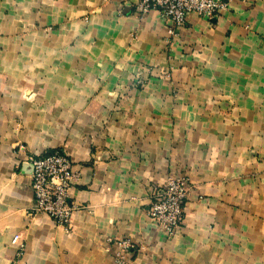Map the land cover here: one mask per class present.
Returning a JSON list of instances; mask_svg holds the SVG:
<instances>
[{"label": "crops", "instance_id": "0c3cea01", "mask_svg": "<svg viewBox=\"0 0 264 264\" xmlns=\"http://www.w3.org/2000/svg\"><path fill=\"white\" fill-rule=\"evenodd\" d=\"M228 3L171 35L138 0H0V76L42 63L30 111L0 97V264H264V0ZM58 150L70 230L32 211L28 160ZM170 179L190 190L172 238L149 218Z\"/></svg>", "mask_w": 264, "mask_h": 264}, {"label": "built area", "instance_id": "2783aa9c", "mask_svg": "<svg viewBox=\"0 0 264 264\" xmlns=\"http://www.w3.org/2000/svg\"><path fill=\"white\" fill-rule=\"evenodd\" d=\"M228 6V0H138L137 9L142 15L159 12L170 24V34L176 35L186 25L190 15L215 20ZM28 161L33 168V213L47 216L56 225L70 230L79 208L71 198L77 175L70 157L64 152L55 151L32 156ZM189 191L187 180L170 179L152 194L149 218L169 238L175 236L184 225ZM18 239L16 237L14 242ZM118 246L125 252L136 251V246L130 240H122ZM117 258L123 263L124 258L120 254H117Z\"/></svg>", "mask_w": 264, "mask_h": 264}, {"label": "rangeland", "instance_id": "374dc122", "mask_svg": "<svg viewBox=\"0 0 264 264\" xmlns=\"http://www.w3.org/2000/svg\"><path fill=\"white\" fill-rule=\"evenodd\" d=\"M24 32L27 33L26 26H24ZM24 66V75L23 78L18 82L17 88L15 85L10 84L7 78L0 76V97L6 95L9 96L18 91L19 100L22 101V104H24V107H22L23 111H30L34 107L35 103L39 102V93L36 90L37 78L34 74L42 66V63L37 58H29L24 63ZM16 123L19 124L21 128H23L24 124L22 123L21 116L16 118ZM25 149V145L20 142L12 146V150L16 151V153Z\"/></svg>", "mask_w": 264, "mask_h": 264}]
</instances>
